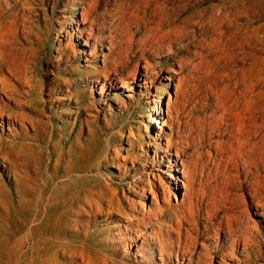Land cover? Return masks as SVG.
<instances>
[{
    "label": "rangeland",
    "instance_id": "obj_1",
    "mask_svg": "<svg viewBox=\"0 0 264 264\" xmlns=\"http://www.w3.org/2000/svg\"><path fill=\"white\" fill-rule=\"evenodd\" d=\"M0 2L2 5L4 0ZM70 3L26 0L22 8L16 6L0 13V35L19 32L8 46L0 47L19 79L14 101L20 102L19 112L24 110L38 121L34 124L38 136L34 143L23 137L9 142L6 125L0 127V146L8 158L3 160L0 155V184L10 195L0 196V262L83 264L84 259L86 263L174 264V242L179 238L181 247H185L198 235L191 249L180 247V252L190 254L184 255L182 264H218L220 253L216 251L224 250L226 245L221 241L220 199L224 196L223 206L235 209L240 204L237 195H246L249 189L243 177L234 172L224 175L221 170L238 135L248 138L254 131L258 133V187L264 194V0H179L167 16L152 18L147 12L138 26L135 24L138 28L131 26L132 43L121 56L117 55L122 62L113 74L110 64L103 67L101 57L85 61L74 36L67 41L65 32L70 33L71 21L78 19V10H71ZM105 5L110 13L114 12V3L98 0L99 28L103 14H107ZM122 15L128 16L125 9ZM156 23H161L158 36L162 47L151 53L146 41L155 32ZM168 46L170 54L164 49ZM144 65L153 73L152 86L145 88L128 80L136 73L134 69L140 72ZM98 74L108 75L105 85ZM120 78L124 79V88L117 83V90L110 92L108 83ZM151 117L159 126L151 123ZM14 127L18 130L19 126ZM26 131L33 135L35 130ZM169 135L171 144L177 140L183 148L178 162L182 160L185 165L186 180L195 171L193 187L198 199L194 203L193 227L182 225L188 233L177 231L174 225L186 201L181 204L184 189L175 191L168 176L175 171L174 162L166 160L174 157V148L162 151L166 146L164 137ZM216 142L222 160L214 155ZM155 145L161 151H155ZM11 169L19 176L21 203L14 193L16 183ZM67 169L73 171L70 180L65 176ZM155 179H161L169 189L170 210L160 200L153 206L149 194L140 197L141 181L151 183ZM103 192L111 200L110 206L100 201ZM72 202L82 207L91 203L101 216L97 214L89 226L84 225L86 219L82 217L83 229L71 227L70 216H59L75 206ZM115 209L124 213L122 221L107 218L105 213ZM85 211L90 212L88 208ZM158 211L163 215L154 219ZM248 213L253 220L255 211ZM259 220L264 225V218ZM55 222L65 225L52 226ZM136 225L137 239L133 235ZM157 242L162 244L161 252ZM31 243L36 245L27 250ZM113 249L117 250L115 256ZM64 251L93 256H63ZM236 257L228 256L225 262L236 264L230 260ZM249 264H264V242Z\"/></svg>",
    "mask_w": 264,
    "mask_h": 264
},
{
    "label": "bare ground",
    "instance_id": "obj_2",
    "mask_svg": "<svg viewBox=\"0 0 264 264\" xmlns=\"http://www.w3.org/2000/svg\"><path fill=\"white\" fill-rule=\"evenodd\" d=\"M25 1L26 0H4V3L2 5H0V10H1L0 13L4 14L10 8L16 7V6H19V7L22 8L24 6ZM178 1L179 0H142V1L135 0L133 2V0H107L108 3L112 2V3L115 4L114 5L115 8L113 9L114 12L110 13L108 11L107 5H105L104 12H107V14L106 13L103 14L102 24H101L102 26L99 28L100 17L96 13L97 8H98V0H70V2H71L70 5H71V8H72L71 10H78V19H75L74 21L73 20L71 21L70 26H69L70 33L68 31L65 32V36H66V38H68L67 41H69V39L72 36H74L76 44L78 45L81 54L84 56L85 61H87L88 59H91V61H94L95 58L101 57V60H102V63H103V67H105L106 65L110 64L111 65V69H112L111 73L113 74V71H116V68L118 67L119 63L122 62L121 61L122 58L121 57H117V55L121 56L125 52L127 47L130 46V44L132 43V34L130 32L131 26L132 25L135 26V24L138 26V23L142 21V19L147 14V12H149L150 17H152V18L153 17H159V15H161V14H163V16H167L168 14L171 13L170 10H174L175 5L178 3ZM67 4H68V2H67ZM193 5H195V4H193ZM124 9L126 10V14H128L127 17L122 15V11H124ZM175 19H176V17H175ZM159 24L161 25V23H156L157 27L155 29V32L152 33L147 38V41H146L147 47L151 51V53H155L156 51H158L162 47L161 44H160V37L158 36V34L160 32ZM137 26H135V27L138 28ZM23 28H24V26H23ZM23 28L20 30L21 31L20 33H22L24 31ZM4 29H6V28H4ZM143 29H144V27H143ZM102 32H105L106 35H102ZM17 33H19V32H15L14 31V33L12 35H5V36L3 34L0 35V47L4 49L6 46H8L10 44V40L12 38L15 39V37H16L15 35H17ZM25 33H28V32H25ZM163 39H164V37H163ZM103 42L106 43V46L104 48L102 46ZM180 42L181 41H179V43ZM25 45H26V43H25ZM164 49L167 52V54L171 53L170 46H168V47H166ZM64 50H63V52H64ZM174 51H175V49H174ZM166 52H164V53H166ZM4 57H5L4 54H2V52L0 51V95H2V97H4L6 99V101L5 100L4 101L0 100V127L3 126V125H6V130L8 131V138L10 139L9 142H13L15 139H18V138H21V137H23L26 141L30 140L33 143L37 142V137L38 136L36 135L37 130H36V128H34V124L38 123V121H34L33 119L29 118V116H27L25 113L22 112L24 110L19 112L18 109H19V106H20V102L19 101L18 102L14 101V98L16 96L15 94L17 92L16 87H15V83H17L19 79L17 77V73H15L13 71V69L8 65V61L4 60ZM108 60H112L113 62H110ZM51 63H53V62H51ZM66 63H67V61H66ZM27 67H28V65H27ZM134 67H136V66H134ZM141 68H142V71L140 70V72L139 71L137 72V70L134 69V71H136V73L133 74L131 77H129L128 80L130 82H132V83L133 82L134 83H138V85H137L138 87L145 88L147 86L148 87L152 86L153 82L151 81V76L153 75V73L150 72L151 69H149L146 65L142 66ZM174 73H175V71H174ZM98 76L100 78H102V84L105 85V81L107 80V78H108L107 76L108 75L105 77V76H102V75L98 74ZM164 80H169V77H164ZM96 83H97V81H96ZM117 83H120V87L124 88V86H125L124 79L120 78V79L115 80L113 82L110 81L108 83V85H107L108 86V90L110 92H112L113 89L117 90V87H118ZM61 89H63V88H61ZM67 101L69 102V100H67ZM22 104H24V103H22ZM67 107H69V106H67ZM5 114H6V120L3 119V115H5ZM148 116H150V115H148ZM150 120H151L152 124H156L157 126H159L157 121H156V119H153L151 117ZM16 124H18V126H19L18 130L15 129V127H14ZM215 126H217V125H215ZM212 127H213V125L211 126V128ZM29 128L32 129V130H35L33 135H28L27 134L26 130L29 129ZM217 128H219V127H217ZM160 129H161V127H159L158 130H160ZM212 129H210L209 132H211ZM200 132L204 133L203 129H201ZM213 134H214V132H213ZM164 138L166 140V146H165V149H162V151L166 152L169 148H174V152H175L174 157L166 159L167 163H173L174 162V167H175L174 175L171 174V175H168V176H169L170 180H173V182H174L173 185L175 186V188H173V189H175V191H179L180 188L184 189L183 200H182L181 204H184L185 201H186L185 208H183L184 210L181 213H179L180 214V216H179L180 219L175 221L174 225H175L177 231H181V229H184V233H188L187 229L183 228L182 225L183 226L187 225V226L193 227L192 226L193 225L192 221L194 219L195 212H196V210H195L196 208H195V204L194 203L198 199V193L193 187L195 171H193V174H192L193 176L191 178L189 176L190 179L186 180L185 171H184V166L185 165L183 166L182 160H179V162H178V156H179V154H181L183 152L182 151L183 148L182 149L180 148L179 143L177 142V140L175 142H173V144H171V135H169V137H164ZM258 140L259 139H258L257 131H254L252 136H250L248 138L247 137H242L241 135L240 136L238 135L237 137H234L233 144H235V146L232 149V153H230L228 156H226L225 161L223 162L222 167H221L222 173L224 175H226V174L228 175L231 172L232 173L234 172V173H236L235 175H239V176L243 177L244 180L247 181L249 189H247L248 190V192H247L248 194H246V195L245 194L237 195V199L239 200L240 204L235 209L225 208L223 206L224 196H223L222 199H220L221 205L219 206L220 209L219 208L218 209L222 212V216H221V218H219V219H221L220 222H221V227H222V229H221V234H222L221 241H222V243L224 242V244H226V245H225L224 250L219 248L216 251V252L220 253V255H219L220 262H218V264H229L228 262L227 263L225 262L228 259V256H238V257H236V259H230V260H232V262H234L236 264H249V262L251 261V257L258 256V254L260 253L261 245L264 242V240L262 239V231H263V226L264 225H262L261 221L259 220V218H261V217L264 218V194L262 192H260L259 187H258L259 186V180L258 179H259V176H260L259 165H258V163H259L258 155L260 153V149H259V141ZM230 144L232 146V142ZM23 146H24V144H23ZM193 146H195V145H193ZM188 148H186V149H188ZM212 148H213V146H212ZM214 148H215V150L213 149L214 150V155L216 154V156H218V158H221V160H222L223 153L221 154V152L219 151L218 142H216V147H214ZM154 149H155V151H158V150L161 151V149H159V147L157 145L154 146ZM229 149H231V147ZM228 151H230V150H228ZM152 154H154V153H152ZM0 155H1V159L8 160V158L6 157V154L3 152V147L2 146H0ZM206 157H207V155H206ZM161 159H160V161H161ZM190 159H192V158H190ZM178 165L181 166L180 169L177 168ZM202 166H204V165H202ZM188 170H191V169H188ZM194 170H196V168ZM11 172H12V178H13V180L16 183V187L14 189V193H15L16 197L18 198V202L21 203L22 202V197H21V191H20L19 185H18L19 176H18L17 172L14 169H11ZM191 172L189 171V174ZM72 174H73V171L70 170V169L69 170L67 169L65 176H67L68 179L70 180V178L72 177ZM197 175H199V174H197ZM199 177H200V175H199ZM180 178H182V180ZM183 180H185V181H183ZM179 183H180L181 186H179ZM231 187H232V185H231ZM240 188H241V186H240ZM139 189H140V197L141 198H145V197H147V194H149L152 197L151 203H152L153 206H156L157 200H160L162 202V204L164 205L165 209L166 210H170L171 207L167 203V197H169L170 192H169L168 187L165 186L162 183L161 179H155L151 183L146 182L145 180H142ZM227 193L229 194V192H227ZM103 194L104 195L103 196L101 195V197H100V201L102 203H106L107 205L110 206L111 200L106 198V195H105L104 192H103ZM1 195H5V196H8L10 198V195L8 194V192L5 191L3 189V187H2V185L0 184V196ZM173 196L175 197V194H173ZM72 203H74L75 206L72 207L71 209H67V210L65 209L61 213V215L59 216V218H65V217L70 216L69 224H70L71 227H74V228L79 227L80 229H83L84 225L85 226H89L90 222H95V220L97 218L96 217L97 214H100V210L95 209L94 205L91 204V203L86 202L84 204V207H82L81 205H77V202L76 203L72 202ZM68 205H69V203H68ZM215 207H218V206L216 205ZM215 207H214V209H215ZM232 207L234 208V206H232ZM85 208H88L90 210V212L86 213ZM204 208H205V206H204ZM248 210H250V211L254 210L255 211V217H254L253 220L249 216ZM258 210H260V212H258ZM206 211H209V210H206ZM215 211H217V210H215ZM213 212H212V214H214ZM105 214H107V218H110V219L114 218V219H118L119 221H122L124 219V213L122 211L118 210V209H115V210H112V211H108ZM130 214H132V213H130ZM162 215L163 214L160 211H158V212H156V214H154V219H156L157 216H162ZM100 216H101V214H100ZM82 217H85V219H86V223L84 225L80 221ZM211 218H213V217L211 216ZM204 222H205L204 226L206 227L207 221H204ZM63 225H65V224H62L61 222L60 223L55 222L52 226H57V227L60 226V227H62ZM137 227H138V225H136V228L133 230V235H134L135 239L138 238V234H139V231H138ZM127 228H129V230H130L132 227L129 226ZM73 230L75 231V233L79 232L78 229H73ZM170 232H173V230H171ZM214 235L216 237V234H214ZM197 237H198V235H196L195 239L192 238L190 243H189V245H187L185 247H181L179 238L177 239V242H174L176 244V246H175L176 247V251H173V254L175 256V263L174 264H182L184 255L189 254L188 251L180 252V247L182 249H186V248L189 249L190 246L195 245V241L197 240ZM216 240H217V238H216ZM47 241H49V238L47 239ZM130 242H133V239H131ZM174 243H171V244H174ZM157 244H158L157 246L159 247L158 249L161 252L162 244H161V242H157ZM34 245H36V244L35 243H31V247H28L27 250H30ZM0 247H1V245H0ZM200 247L203 248L205 253L208 252V249L206 250V248H204L203 246H200ZM171 248H173V246H171ZM116 251H117L116 249L112 250V256H115L114 252H116ZM122 251H125V250L122 248ZM178 254L181 255L180 259L177 258ZM62 255L63 256H93L92 254H87V253H83V252L69 253L68 251H64ZM138 255H140V254H138ZM81 260H83V264H107L105 261L95 263L93 261L90 262L88 260V262L86 263L84 261V259H81ZM187 260L188 261L190 260V256H188ZM159 262H158V264H159ZM0 264H4V263L0 262ZM16 264H25V263H23V262L20 263V261H16Z\"/></svg>",
    "mask_w": 264,
    "mask_h": 264
}]
</instances>
